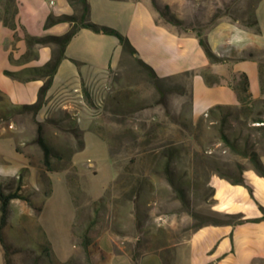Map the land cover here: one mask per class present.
<instances>
[{
    "label": "rangeland",
    "instance_id": "1",
    "mask_svg": "<svg viewBox=\"0 0 264 264\" xmlns=\"http://www.w3.org/2000/svg\"><path fill=\"white\" fill-rule=\"evenodd\" d=\"M259 1L175 0L167 10L155 0L153 7L162 23L173 25L174 15L182 22L175 26L179 32L197 36L222 20L253 27ZM5 4L0 0L1 13ZM13 31L16 39L20 29ZM251 54L260 63L264 93V48L243 57ZM192 77L160 86L134 57L122 54L115 67L83 81L79 92L67 93L72 108L65 110L57 102L43 120L37 116L54 151L53 173L43 165L32 114L12 116L9 103L0 99V107H6L0 109V182L9 191L25 168L20 193L27 200L11 203L3 231L5 264H89L83 236L97 217L94 203L105 197L107 209L89 233L91 256L93 251L119 250L141 257L158 253L170 260L176 245L211 214L212 179L236 178L240 169L252 166L248 151L264 152V129L253 123L258 113L264 116V104H240L197 118ZM223 133L232 145L222 141ZM161 146L177 148L173 176L186 192V204L152 155Z\"/></svg>",
    "mask_w": 264,
    "mask_h": 264
},
{
    "label": "crops",
    "instance_id": "2",
    "mask_svg": "<svg viewBox=\"0 0 264 264\" xmlns=\"http://www.w3.org/2000/svg\"><path fill=\"white\" fill-rule=\"evenodd\" d=\"M153 1L89 0L90 20L115 28L127 37L139 58L152 67L159 77L195 74L191 80V93L193 113L197 118L214 106H239L237 86L242 74H246L249 79L253 99H264L260 63L255 55L243 57L248 52L255 53L264 48V0L256 5V24L253 27L222 20L206 33L212 51L226 59L220 64L210 63L194 33L179 32L174 24L162 23L157 17ZM159 1L169 9L173 8L175 2ZM16 3V22L20 29L16 39V32L0 21V96L9 104L30 105L37 102L44 80L21 82L7 77L5 71L20 73L46 65L52 58L50 47L38 48V59L24 62L23 56L27 52L25 34L36 37L62 36L70 30V24L62 23L45 29L46 21L51 14L72 15L74 11L67 0H16ZM118 42L115 37L95 34L87 29L80 30L66 49V57L55 75L39 119L43 120L57 102H63L65 110L72 108L73 102L67 98L70 95L67 93L79 92L83 81H90L106 73L110 67H115L123 54ZM205 71L218 77L220 83L208 85L202 75ZM82 130L85 131L86 139L88 133L84 127ZM260 158L264 165V152L260 153ZM243 178L244 185H235L215 177L211 186L214 189L213 211L237 215L246 222L199 229L188 240L176 245L175 264L264 263V221L251 222L264 217V178L252 166L244 171ZM92 261L93 264H135L128 254H117L115 251L105 253L102 250L92 252ZM0 264H5L1 245ZM137 264L164 263L160 254L151 253L140 257Z\"/></svg>",
    "mask_w": 264,
    "mask_h": 264
},
{
    "label": "trees",
    "instance_id": "3",
    "mask_svg": "<svg viewBox=\"0 0 264 264\" xmlns=\"http://www.w3.org/2000/svg\"><path fill=\"white\" fill-rule=\"evenodd\" d=\"M67 2L72 7L74 13L72 15H62V16H54L51 14L48 17L46 24H45V29H49L58 24L68 23L70 24L71 28L66 34L62 36H43V37H36V36H31L29 34H25L27 52L23 56L24 62H29V61L38 59L39 57L38 48H41V47L52 48L51 60L43 67L27 69L20 73H13V72L5 71V75L7 77L13 80L21 81V82L44 80V84L39 91L38 100L36 103L30 104V105L9 104L8 108L10 109L12 116L16 114H20V115L21 114L22 115L32 114L34 121L38 125L36 143L43 153V165L48 173L54 172L52 168V157L54 156V151H53V148L47 143L43 135V124L37 121V116L39 115L40 111L42 110V108L44 107L46 103V98H47L48 92L50 91L53 85L55 75L57 74V71L59 69L61 62L66 57V49L68 45L70 44V42L73 40V38L78 34L80 30L87 29V30L92 31L95 34H102L106 36L115 37L116 39H118V41L120 42L122 46L123 54H129L132 57H134L137 63L139 64V66L148 74L151 80L157 83V85L162 86L168 80H171L177 77L192 76V74L187 73L184 75L174 76L171 78L159 77L152 67L147 65L145 62H143L139 58L138 52L133 47V45L131 44L130 40L127 37L122 35L119 31H117L114 28L104 26V25H99V24L93 23L90 20L91 8H90L89 0H67ZM153 3L155 6H157V3L155 2V0L153 1ZM165 9L169 10V7L166 6ZM17 14H18V7H17L16 0H6L3 14H1L0 12V21H2L6 27L12 30H16L18 28V24L16 22ZM170 19H171L172 24H174L175 26L182 25V22L176 16L171 15ZM197 38L199 39L200 46L204 50L211 64H220L226 61V59L218 57L212 51L207 41L206 34H203L201 32L197 35ZM202 75L206 79L208 85L220 83V80L218 77L211 75L207 71L203 72ZM210 77H213L215 80L211 81ZM237 90L239 92V101L241 105L264 104V100L253 99L250 93L249 79L246 74H242L239 76V84L237 86ZM86 96L88 98L87 92H86ZM0 99H3V97L0 96ZM233 107H236V106L218 105L208 111V117L215 116L217 112H220L224 109H230ZM0 109H4L3 111H5L6 107L2 106L0 107ZM5 118H9V116L7 115L5 116ZM253 123L259 124L260 125L258 126L259 129H264V116L261 112L258 113L257 117L253 119ZM150 134L151 132L148 133V135ZM221 139L225 144L232 145L231 139L227 134L223 133L221 136ZM83 148H84V144H83ZM158 149L156 150L154 149L152 152V155H154L156 158L159 159L158 166L163 169V172H165L169 180L172 182V185L175 186L182 202L186 204L187 203L186 192L179 184L175 183L174 176H173V166H174L175 161L178 158L177 148L161 146ZM17 151L19 152V150ZM246 156L249 158L252 164V167L256 171V173L260 177L264 178V165L261 161L260 153L256 151H248L246 153ZM24 171H26L25 168L22 170V173ZM244 171L245 170L240 169L239 174L236 178H231L230 176H223L222 178L235 185H244L245 184L244 178H243ZM22 173L19 175L18 178L12 179V182H14L16 186L8 188L9 191H7L5 186L0 182V244L2 245L5 251L8 250V246H7L3 231L7 225L11 203L14 200L27 201L25 197L20 193L22 189V176H21ZM213 193H214V189H213ZM107 204H108V199L106 197L94 203L95 214L97 217H98V214L102 210L107 209ZM210 213H211L210 215L204 217L203 223L197 227L195 232L206 226L238 225V224L246 222L245 220L242 219V217L237 216V215L220 214L213 210H211ZM97 217H95V219L91 221V223L89 224L87 228V232L83 236L82 245L86 252V256H87L89 264H93L92 256H91L92 240L89 237V233L97 224ZM259 221H264V217L261 219H257V220H251V222H259ZM116 253L124 254L123 252L119 250H116ZM130 256L133 258V261L135 262V264H137L138 259L141 257V256H134V255H130ZM162 258H163L164 264H175V253L170 260L164 257ZM6 264H9V263L7 262Z\"/></svg>",
    "mask_w": 264,
    "mask_h": 264
}]
</instances>
